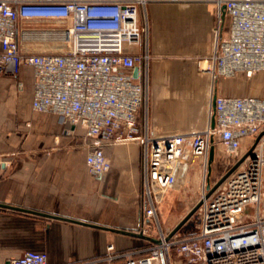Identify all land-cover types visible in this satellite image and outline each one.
<instances>
[{
    "label": "built area",
    "instance_id": "built-area-1",
    "mask_svg": "<svg viewBox=\"0 0 264 264\" xmlns=\"http://www.w3.org/2000/svg\"><path fill=\"white\" fill-rule=\"evenodd\" d=\"M212 1L213 51L198 63L211 80L206 126L155 137L147 116L149 27L146 14L141 17L148 0H0V77L15 78L22 66L31 69L33 111L57 116L68 134L84 131L90 174L102 178L110 169L103 146L135 142L140 148L139 225L133 233L145 245L117 251L110 244L104 256L86 264H264V97L216 92L220 78L264 72V0ZM29 21L50 24L32 27ZM31 41L57 51L24 52L21 45ZM260 134L252 153L208 195L214 185L210 149L218 145L235 164ZM195 161L202 173L200 204L167 240L173 228L163 230L160 206ZM9 264L49 262L44 252L26 251Z\"/></svg>",
    "mask_w": 264,
    "mask_h": 264
},
{
    "label": "crops",
    "instance_id": "crops-1",
    "mask_svg": "<svg viewBox=\"0 0 264 264\" xmlns=\"http://www.w3.org/2000/svg\"><path fill=\"white\" fill-rule=\"evenodd\" d=\"M144 13L149 27V133L163 137L203 130L211 80L209 73L198 70V63L213 51L214 2L148 0L141 17ZM227 28L225 20L222 35ZM21 47L42 53L30 49V43ZM32 83L28 66L15 78L0 77V204L50 217L0 207V264L26 251L46 253L49 264H86L104 256L110 244L117 251L142 248V239L98 228L133 232L138 227L139 146H103L110 169L102 178L92 176L85 162L84 131L75 128L68 134L57 116L33 111ZM216 92L264 97V72L247 89L233 78H220Z\"/></svg>",
    "mask_w": 264,
    "mask_h": 264
},
{
    "label": "rangeland",
    "instance_id": "rangeland-1",
    "mask_svg": "<svg viewBox=\"0 0 264 264\" xmlns=\"http://www.w3.org/2000/svg\"><path fill=\"white\" fill-rule=\"evenodd\" d=\"M60 28H62L61 25L58 26V29ZM29 43L33 45V47L30 49H34L35 52L57 51L55 48H52L43 42L31 41ZM256 75H258V73L248 79L244 77V75H238L233 79L238 81L241 86L247 89L251 87V81L253 78H255ZM246 95L257 96L256 94H254V92L252 94ZM247 149L248 144L246 142H243L241 151H245ZM262 155L264 159V150L262 151ZM232 164L234 165L233 158L228 157L222 151V149L218 145H216L214 149L213 161L211 163V172L209 177L210 185L212 186L213 184H215L226 173V170H228V168L232 166ZM201 174L202 173L199 166V161H195L184 181L180 182L173 191L169 192L162 202L160 206L159 219L164 231H170L172 228H174L189 212V210L197 203L200 196ZM260 212L261 215H264V166ZM197 229V223H195L194 227L191 229V232L195 233L197 232Z\"/></svg>",
    "mask_w": 264,
    "mask_h": 264
},
{
    "label": "water",
    "instance_id": "water-1",
    "mask_svg": "<svg viewBox=\"0 0 264 264\" xmlns=\"http://www.w3.org/2000/svg\"><path fill=\"white\" fill-rule=\"evenodd\" d=\"M133 77L136 78L137 77V69H134L133 71ZM262 134H260L258 137H256L255 139V143L253 144L252 147H250L248 149V151L210 188L208 186V195H210L215 188H217L237 167L238 165L248 156L252 153V150L256 144V142L259 140V138L261 137ZM213 156H214V149L211 148L210 151H209V164L212 163L213 161ZM211 171V169H210ZM200 203H197L181 220L180 222L171 230V232L168 234L167 236V240L172 237L182 226L183 224L194 214V212L196 211V209L198 208ZM0 207L1 208H6V209H13V210H18V211H24V212H31L33 214H39V215H42V216H47V217H50V215H45V214H41V213H37L35 211H28V210H23V209H17L15 207H11V206H6V205H1L0 204ZM82 224H85V225H89V226H93V227H98L96 225H92V224H89V223H82ZM98 228H102V229H108V230H111V231H115V232H118V233H121V234H125V235H130V236H133V237H136V238H139V239H142V240H145V238L142 236V235H139V234H135L133 232H129V231H125V230H118V229H112V228H106V227H98ZM152 242H155L157 243L158 241L156 240H152Z\"/></svg>",
    "mask_w": 264,
    "mask_h": 264
},
{
    "label": "flooded vegetation",
    "instance_id": "flooded-vegetation-1",
    "mask_svg": "<svg viewBox=\"0 0 264 264\" xmlns=\"http://www.w3.org/2000/svg\"><path fill=\"white\" fill-rule=\"evenodd\" d=\"M232 166H233V164H232ZM232 166H230V168H231ZM230 168H228V170H229ZM228 170H226V172H227Z\"/></svg>",
    "mask_w": 264,
    "mask_h": 264
}]
</instances>
